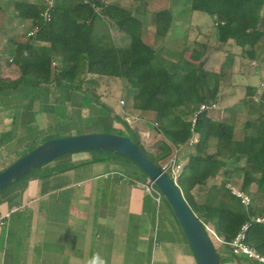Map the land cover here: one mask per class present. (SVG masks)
<instances>
[{"label": "trees", "instance_id": "obj_1", "mask_svg": "<svg viewBox=\"0 0 264 264\" xmlns=\"http://www.w3.org/2000/svg\"><path fill=\"white\" fill-rule=\"evenodd\" d=\"M107 1L110 0H48L40 3L16 0L11 15L30 20L31 27L20 39L9 38L15 55L4 63L0 60V99L2 94L15 98L24 93L26 99H34L41 106L54 103L57 105V116L63 118L65 113L59 108L63 101L62 94L71 91L79 93L89 105L94 100V90L100 86L99 79L94 77L126 80L130 88L137 90L134 109L140 113L154 114V125L164 140L159 154L148 153L140 144L137 131L124 118L115 116L117 122H123L128 127L131 137L125 135L126 131H120L119 135L134 141L145 156L161 169L172 159L176 147L190 143L193 138L190 119L197 115L194 132L198 136V143L182 165L177 185L203 226L217 223L218 233L227 242H232L241 229L248 225L247 244L264 256V207L252 205L246 209L228 190L227 183L218 191L223 192L222 196L210 192L203 204L193 195L197 187L206 186L221 171H225L226 177L232 178L233 172L228 168L229 161H232L235 164L246 163L241 190L245 192L249 185L256 184V192L264 197V91L257 94L258 90L242 101L247 113L257 118L245 124L244 137L237 139L235 125L211 119L208 111L200 112L203 105H219V94L231 76V68L217 74L207 70L210 64L205 54L197 49L189 60L183 57L177 62L164 60L161 51L145 42L144 24L133 16L132 10ZM1 10L0 7V14ZM191 10L212 17L219 44L233 40L243 50L251 49L249 56L254 57V48L264 40V0H191ZM46 13L50 19L45 18ZM97 22L104 26L114 25L121 35V41L128 39L129 42L118 47L110 34L96 32ZM172 24L173 14L170 10L157 12L158 38H166ZM0 26L4 27L1 22ZM36 28L35 36L29 37L28 34ZM36 42L48 43L49 46H35ZM3 64L16 65L21 75L17 79L2 77ZM256 96L260 97L258 103L254 101ZM137 116L143 119L141 115ZM87 123L91 128L101 129L93 120ZM52 132L53 128L41 130L34 124L22 126L15 120L12 131L7 133L8 137L1 139L0 173L35 150L39 142L42 144L61 138L41 141ZM86 133L89 132L76 135ZM21 140L23 147L19 148ZM212 141H217L215 153L209 151ZM88 152L95 156L121 158L142 173L138 177L141 183L149 179L133 161L124 156L101 151ZM16 154L22 155L15 159ZM47 165L49 163L22 180L31 178ZM73 166H59L54 172H65ZM167 175L174 181V176ZM258 219H263V222L258 223Z\"/></svg>", "mask_w": 264, "mask_h": 264}, {"label": "crops", "instance_id": "obj_2", "mask_svg": "<svg viewBox=\"0 0 264 264\" xmlns=\"http://www.w3.org/2000/svg\"><path fill=\"white\" fill-rule=\"evenodd\" d=\"M9 1L0 0V22L4 25L0 26V57L3 52L14 50L10 41L7 47L3 46L2 38L20 37L22 26L31 25L30 20L20 19L16 14L11 15L14 3L10 5ZM155 1L157 0H110V3L132 10L133 16L144 24L143 36L156 34V13L170 10L173 24L166 39L180 32L185 36L184 46L195 44L191 48V54L195 49L203 52L209 66H221L225 61L224 67L231 68V76L219 94V106L224 109L222 114L227 115V102L232 105L236 100L234 96L237 84L233 82L235 75L232 69L237 62H243L245 67L251 64L247 68L246 76L242 73L241 85L246 88L245 96L238 105H242L247 96L256 94L258 90L257 94H262L264 40L254 48V57L249 56L251 49L243 50L233 40L219 44L214 20L205 13L192 11L191 0H168L159 8H155ZM28 2L32 3L29 0ZM126 2L130 5H125ZM100 24L97 22L95 25L98 34H102ZM34 45L49 46L42 42ZM252 79H257V82H252ZM111 80L120 81L117 78ZM102 84L103 82L101 86ZM240 89L242 90V86ZM6 98L13 99L10 96ZM62 98L59 108L65 113L63 118L57 116V105L51 102L41 106L40 102L36 103L34 99H26L24 96L23 100L27 105L12 109L2 106L0 101V148L1 139L8 137L7 133L12 131L15 120L18 124L21 123L24 112L25 122L21 125L35 123L41 130L49 127V124L44 125L43 118H49L50 115L56 121L68 122L76 118L75 123L78 124L93 120L101 126V121L107 120L111 113L112 118L109 120H113L110 129L125 131L115 116L123 118V112L128 111L143 117L132 123L137 126V129L132 128L137 131L142 144L145 137L161 141L160 134L150 126L154 124V114L140 113L132 109L133 100H123L126 106L122 107L118 102L114 107L107 98L101 97L99 105L93 103L101 112L92 105H86L85 99L79 93L67 92L62 94ZM225 99H228L226 103ZM78 100L81 106L75 108L73 104ZM234 108L235 105L230 109ZM30 109L31 112H28ZM84 110H88L87 116L84 115ZM192 148L184 146L179 152L189 149L188 154L193 152ZM68 164H74L73 168L65 172H54L56 167ZM131 166L112 155L76 153L58 158L31 178L12 186L0 196V215L18 209L11 215L8 225L0 227V264H198L171 206L158 207L145 192V183L138 180L139 174ZM221 250L220 255L224 256V251Z\"/></svg>", "mask_w": 264, "mask_h": 264}, {"label": "rangeland", "instance_id": "obj_3", "mask_svg": "<svg viewBox=\"0 0 264 264\" xmlns=\"http://www.w3.org/2000/svg\"><path fill=\"white\" fill-rule=\"evenodd\" d=\"M29 1H31L32 3L33 2L40 3V2H46L48 0H29ZM112 1L113 0H111V2ZM161 1H162V3H161ZM161 1L160 0L155 1V3L157 4L155 6V8H159L161 6V4L165 5V2H168V0H161ZM14 2H15V0H10L9 4L13 5ZM109 2L110 1H107V3H109ZM126 4L130 5L129 2H126L125 5ZM30 27H31V25L24 24V26H22V28H21L22 33L20 36H24V34L28 33L30 30ZM99 29L101 30V33L104 32V33L110 34V36H112L114 38L115 43L117 44L118 47H121V46H123L129 42L128 39H126V40L124 39V41H121V37L118 34V30L114 25L113 26L112 25L111 26H109V25L104 26V25L100 24ZM9 38H10V36L7 38H4L5 40L2 38V45L3 46H6V47L8 46ZM17 38L20 39L19 37H17ZM143 38H144L145 42L148 43L149 45L153 44L152 46L154 49L161 51V56L164 60H171L173 62L179 61V59L181 57L185 58L186 60H189L191 57V48H194V46H195V44L184 46L183 41L185 40V36H182V33H180V32L174 34L173 36H170L169 39H166V38L160 39V38H158V36L155 33H152V35H149V34L146 36L144 35ZM192 43H194V41H192ZM196 46L199 47L198 43H196ZM184 48H185V50H184ZM211 48L212 47H210V50H212ZM14 55H15L14 50L12 52H10L8 50L6 52H3V54L0 57V60L4 63L6 60L12 59L14 57ZM220 62H222V60H220ZM224 62L221 63L222 64L221 66L220 65L215 66V67L209 66L206 69L215 73V74L221 73L223 71V69H225V70L228 69V67H224V64H225ZM249 65H251V64L249 63L245 67V64H243V62L241 63V61L237 62V64H234V68L232 69V71H233V74L235 75L233 78V82L235 84H237L235 87L236 88L235 89L236 95L234 96V98H236V100H234L235 102L231 105V103H229V101L227 102L228 99H225V103L227 102V107H226V111H228L227 115L222 114L224 109H222L221 105L219 106L218 111H211L210 112L211 119L218 121V122H227L229 124L235 125V127H236V138L237 139H242L244 137L245 124L247 122H249L250 120L253 121L257 118V116L249 115L247 113L246 107H244L243 104L238 105V102H240V100L242 98H244V96H245V89L244 88H246V87L243 86V84L241 85V83L243 82L242 81L243 80L242 73L244 74L243 76H246V74L248 73L246 71H248L247 68H249L248 67ZM1 67H2L1 68V75L4 78L17 79L21 75V72H20L19 68H17L16 65L8 66V65L3 64ZM94 78L99 79L100 86L98 89L94 90V93L92 95L94 100L88 106L92 105L93 108H96V107H94V104L99 105V101L101 102V100H100L101 97L107 98L109 100V104L113 105L114 107L118 102H121L122 100H126V101L133 100V102H134V97L137 93V90L130 88L128 86L126 80L120 79V81L114 82L113 80H111L112 78L111 79H107L106 77H94ZM251 81L257 82V79H252ZM101 82H103L102 86H101ZM226 83L227 82H225L224 84H226ZM239 86L240 87L242 86V90L240 89ZM6 99H7L6 96H4L2 94L1 100H0L2 103V106H5V107L7 106V107H10L13 109V108H17V107H24V105H27V103L23 100L24 99V93H23V96L15 97V98L10 99V100H6ZM130 102H132V101H130ZM73 105L75 108H79L81 106V102L78 100V102L74 103ZM234 105H235V108L230 109ZM189 107L192 108L191 105H189ZM132 109H134V103H133ZM96 110L102 112L101 109L96 108ZM130 110H131V108H130ZM131 111H133V110H131ZM28 112H31V109ZM86 112H88V110L85 111V113H84L85 116L88 115V113H86ZM22 114L23 115L21 116V123L23 124V122H25L26 112H24ZM80 114H83V113H80ZM125 116H126L125 112H123V118ZM50 117L49 118H47V117L43 118L44 119V125L48 126V124H49V127L45 128L44 130H48L49 128H53L54 132L46 135L41 141H46L50 138H55V137H64V136H69V135H73V134L76 135L77 133H81V132L85 133L88 131H97V132L104 131L105 133H112V134H116V135H119L121 133L120 131H116V130L114 131V130L110 129L111 125H112V120H113V119L109 120L110 118H112L111 113H110V115H108L107 120L101 121V124H102L101 129L89 127L87 120L84 121L85 123L81 122L78 124V123H75V122H77L76 118L74 120H69L68 122L67 121L65 122L63 120L56 121V119H54V117H52L51 115H50ZM82 118L86 119L83 116H82ZM21 123H20V125H21ZM33 124H35V123H32V125ZM120 125H122L123 128L125 129V131H126L125 135L129 136L130 130L128 129V127L124 126L123 122H121ZM151 125H152V128H155V130H156V126H154V124H150V126ZM22 126H25V125H22ZM130 126L137 129V126L135 124L134 125L130 124ZM129 137H131V136H129ZM159 139L161 140L160 142L156 141L155 139L152 140L151 137H145L144 143L142 144V141L140 140V144L148 153H151V154L155 153V155H157L160 153V148H161L162 141L164 140V137L160 134ZM22 141L23 140H21V143H19V148L23 147ZM40 143L41 142L38 143V146L40 145ZM185 150L177 153L179 163L182 165L184 163V160L188 156H190V154H191V153L187 154L189 149L187 151H185ZM209 151L211 153H215L217 151V141L211 142ZM9 153L10 152H8V154ZM9 155H11V154H9ZM20 155H22V154H16L15 159H17ZM174 155H176V150H174L173 156ZM173 156H172V158H173ZM162 164H164V162ZM245 167H246L245 162H240V163L235 164L232 161H229V167L228 168L233 172L232 178L226 177L225 171H221L217 177L211 178L207 182L206 186L197 187L193 191V195L195 196L196 200L201 204L205 203L207 198H208L207 196L210 192L216 193L219 196H222L223 192L219 193L218 191L222 188V186L225 183H227V184L230 183L232 186L236 187V189L241 190V187H243V184H244V173H245L244 168ZM133 168L136 170V173H138L139 176H142V173L134 165L131 166V169H133ZM8 190H6L4 192V194ZM226 190H227V188H226ZM256 190H257L256 184H251L246 188L245 193L250 197V200H251V204H250L249 208L252 205H254L255 207H264V197L258 195ZM164 205L170 206L165 197L163 199L161 206L163 207ZM210 226L213 227L217 232L220 233L217 223H211ZM213 244H214V246L217 250V253L220 257L221 264H259L257 262L248 260V258L247 259L244 257L235 258L232 256L233 254L230 252L231 251L230 249L221 250L222 248L220 247V245L218 243L215 242ZM220 250L224 251V256L220 255Z\"/></svg>", "mask_w": 264, "mask_h": 264}, {"label": "water", "instance_id": "obj_4", "mask_svg": "<svg viewBox=\"0 0 264 264\" xmlns=\"http://www.w3.org/2000/svg\"><path fill=\"white\" fill-rule=\"evenodd\" d=\"M101 151L133 161L160 189L188 239L198 264H221L217 250L204 226L185 201L177 183L154 165L127 136L112 133H86L48 140L0 173V196L33 171L60 157Z\"/></svg>", "mask_w": 264, "mask_h": 264}, {"label": "built area", "instance_id": "obj_5", "mask_svg": "<svg viewBox=\"0 0 264 264\" xmlns=\"http://www.w3.org/2000/svg\"><path fill=\"white\" fill-rule=\"evenodd\" d=\"M44 16L46 19H50V15L48 13H46ZM36 32H37V28L32 30L28 34V36L33 37V36H35ZM254 101L256 103L260 102V97L259 96L254 97ZM120 106H122V107L126 106L125 101L122 100L120 102ZM218 110H219L218 104L203 105L200 107V112H204V111L211 112V111H218ZM125 115L126 116L124 117V119L129 124H132V123H135V122H138L141 120L136 114H134L132 112L125 111ZM196 118H197V115H194L190 119V121L192 122V127H193L192 128L193 138L191 139L190 143L187 145L189 147H194L198 143V136L194 132V128L196 125ZM181 147H183V146L176 147L175 148L176 155H174L173 158L170 159V161H168L166 164H164L162 166V170L166 174H171L172 176H174V181L176 183H177V180L179 178L180 173L182 172V167H183L182 164L179 163V160L177 157V153H179V150L181 149ZM226 186H227L228 190L231 192V194L233 196H235L236 198H238L240 200V202L242 203V205L246 209H248L250 204H251L250 197L244 191L236 189V187L232 186L230 183H228ZM143 188H144L145 192L153 198L156 205L158 207H160L162 202H163L164 195L162 194L160 189L157 187L156 183L154 181H152L151 179H148V181L145 184H143ZM17 210L18 209L15 208L10 213H5V214L0 215V227L7 226L9 223V220L11 218V215L14 212H16ZM257 222L262 223L263 220L258 219ZM204 228H205L208 236L212 237V238L210 237L212 242L218 243L222 249H230L234 256H244L250 260H255L260 264H264V256L259 254L254 248L250 247L246 242V232L248 230V225L244 226L241 229V231L238 233V235L236 236V238L232 242H227L224 237L219 235V233L213 227L210 226V224L205 225Z\"/></svg>", "mask_w": 264, "mask_h": 264}, {"label": "clouds", "instance_id": "obj_6", "mask_svg": "<svg viewBox=\"0 0 264 264\" xmlns=\"http://www.w3.org/2000/svg\"><path fill=\"white\" fill-rule=\"evenodd\" d=\"M135 114V113H134Z\"/></svg>", "mask_w": 264, "mask_h": 264}]
</instances>
